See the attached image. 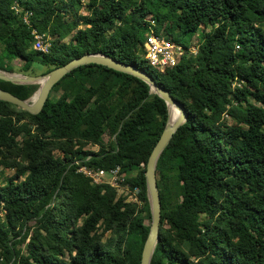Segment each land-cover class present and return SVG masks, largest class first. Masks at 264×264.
I'll list each match as a JSON object with an SVG mask.
<instances>
[{
	"label": "trees",
	"instance_id": "trees-1",
	"mask_svg": "<svg viewBox=\"0 0 264 264\" xmlns=\"http://www.w3.org/2000/svg\"><path fill=\"white\" fill-rule=\"evenodd\" d=\"M15 4L32 12L31 27ZM82 8V0H0L8 61L0 70L14 72L17 59L25 75L35 63L50 72L103 54L147 72L188 116L157 164L162 218L151 264H264V0H87V15ZM150 21L178 44L176 34L202 30L198 55L164 72L151 67L141 48ZM32 29L52 38L49 54L33 49ZM0 88L28 100L39 85L0 80ZM167 120L147 83L96 64L67 74L38 115L0 100V166L15 170L0 187V264H141L151 220L145 172ZM90 144L99 151H83ZM76 161L120 167L142 206L92 185ZM107 233L115 236L104 243Z\"/></svg>",
	"mask_w": 264,
	"mask_h": 264
},
{
	"label": "water",
	"instance_id": "water-1",
	"mask_svg": "<svg viewBox=\"0 0 264 264\" xmlns=\"http://www.w3.org/2000/svg\"><path fill=\"white\" fill-rule=\"evenodd\" d=\"M91 64L105 66L144 81L150 86L151 92L163 99L168 107V120L166 127L150 155L145 172L152 221L150 225V232L143 248L141 264H151L157 245L160 241L162 218L161 198L156 176L157 164L174 135L188 119L184 106L179 101L175 100L167 90L158 85L147 72L136 66L121 63L116 59L103 54H85L40 76H27L0 70V80L2 81L15 84L39 85L38 91L28 100H22L12 93L0 88V100L11 103L18 108L29 112L30 114L38 115L43 110L49 99L51 91L58 82H60L67 74L76 68ZM171 107H175L180 111L179 116L174 120L170 119Z\"/></svg>",
	"mask_w": 264,
	"mask_h": 264
},
{
	"label": "built area",
	"instance_id": "built-area-1",
	"mask_svg": "<svg viewBox=\"0 0 264 264\" xmlns=\"http://www.w3.org/2000/svg\"><path fill=\"white\" fill-rule=\"evenodd\" d=\"M12 9L26 25L31 27L32 12L19 4H15ZM146 32L143 44L141 45L143 58L151 67L160 72H164L168 67L176 66L184 56L196 57L198 54L199 45L185 47L164 36L163 31L158 34L154 21L149 22ZM32 36L34 37L33 49L43 54H49L52 38L49 35L39 33L36 29H32ZM75 164L79 166L77 172L88 178L92 185L110 186L116 189L117 192L122 193L123 197L127 196L126 202L139 206L142 205L140 188H132L126 183L125 177L121 174L120 167L104 170L81 165L79 161H76ZM141 166L143 167L144 164H141Z\"/></svg>",
	"mask_w": 264,
	"mask_h": 264
},
{
	"label": "rangeland",
	"instance_id": "rangeland-1",
	"mask_svg": "<svg viewBox=\"0 0 264 264\" xmlns=\"http://www.w3.org/2000/svg\"><path fill=\"white\" fill-rule=\"evenodd\" d=\"M86 4H87V0H82V5H83V8L81 9V14L83 15H87L88 14V11H87V8H86ZM204 30V28H202ZM211 27H208L206 30H204L203 32L205 33H209L211 31ZM147 32H145L144 34H146ZM163 35L166 36V32L163 31ZM178 37H180L181 41H182V44L186 45V47H191V46H198L199 45V40L201 39V35H202V30H200L197 34H189V35H185V36H180L179 34H176ZM145 37V36H143ZM167 37V36H166ZM71 37H68L65 42H69ZM170 39V38H169ZM198 55V54H197ZM4 55H2L0 53V66H5L6 63H8V61H4ZM23 65V63L21 61H19L18 64H16L15 66H13L11 63H10V66L14 69V72L13 73H17V74H22V75H25L23 73H20V70H21V66ZM3 71H7V70H3ZM9 72V71H7ZM47 72V67L39 64V63H35L33 66H32V69L28 72L29 75L27 76H40V75H43ZM9 73H12V72H9ZM226 120L231 123V118H229L228 116H226ZM104 142L105 144H111L113 142V138L110 136V135H105L104 136ZM83 151L85 152H98L99 151V147L96 146V145H93V144H90V145H87ZM55 156H61V153L59 151H55L54 152ZM142 167V166H141ZM15 173V170H12V169H5L3 168L2 166H0V187H2L10 177H12ZM178 184L176 181L173 182V187H172V190L175 192H178ZM118 195L120 196H123L122 193H119L118 192ZM126 199L128 198L127 196L125 197ZM142 205H140L139 207H141ZM3 214V213H1ZM151 221L152 220H146V225H151ZM33 225V229L36 228L35 224L32 223ZM32 233V232H31ZM115 235H113L112 233H107L104 238H103V241L104 243L109 241L111 238H114ZM25 246L23 245L22 248H24Z\"/></svg>",
	"mask_w": 264,
	"mask_h": 264
},
{
	"label": "bare ground",
	"instance_id": "bare-ground-1",
	"mask_svg": "<svg viewBox=\"0 0 264 264\" xmlns=\"http://www.w3.org/2000/svg\"><path fill=\"white\" fill-rule=\"evenodd\" d=\"M179 114H180V111L177 108L175 107L170 108V119L171 120L176 119V117H178Z\"/></svg>",
	"mask_w": 264,
	"mask_h": 264
},
{
	"label": "crops",
	"instance_id": "crops-1",
	"mask_svg": "<svg viewBox=\"0 0 264 264\" xmlns=\"http://www.w3.org/2000/svg\"><path fill=\"white\" fill-rule=\"evenodd\" d=\"M19 61H20V60L14 59V60H11V61L9 62V64L11 63L13 66H15L16 64L19 63Z\"/></svg>",
	"mask_w": 264,
	"mask_h": 264
}]
</instances>
